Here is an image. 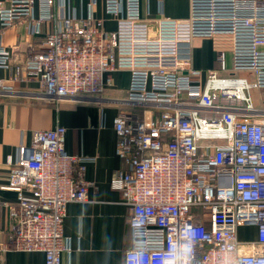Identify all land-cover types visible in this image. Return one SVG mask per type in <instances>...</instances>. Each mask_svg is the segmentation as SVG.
I'll return each mask as SVG.
<instances>
[{
	"label": "built area",
	"instance_id": "1",
	"mask_svg": "<svg viewBox=\"0 0 264 264\" xmlns=\"http://www.w3.org/2000/svg\"><path fill=\"white\" fill-rule=\"evenodd\" d=\"M96 3L82 16L58 11L69 0H0V29L24 24L44 35L24 68L56 102L98 98L112 85V72L129 71L121 100L135 109L114 117L124 165L110 182L130 209L125 264H264V109L249 95L264 88V0H190L188 17H161L154 33L141 0H104L116 17L112 31L94 15ZM196 36L220 43L218 69L192 64ZM0 68H14L2 30ZM20 75L17 65L13 79ZM0 87L12 89L3 78ZM65 132L61 125L36 131L8 158L26 184L17 187L21 196L0 253L40 250L45 264H61L70 248L66 206L86 201L92 182L88 159L65 150ZM251 224L257 239L245 252L238 228Z\"/></svg>",
	"mask_w": 264,
	"mask_h": 264
},
{
	"label": "crops",
	"instance_id": "2",
	"mask_svg": "<svg viewBox=\"0 0 264 264\" xmlns=\"http://www.w3.org/2000/svg\"><path fill=\"white\" fill-rule=\"evenodd\" d=\"M90 2L69 0V7L58 11L85 16ZM35 6L37 16V2ZM93 10L94 15L103 20L105 29L116 28V17L106 13L104 0H97ZM141 13L149 19L154 33L161 17H188L190 0H141ZM49 22L43 25L44 31L51 28ZM0 30L14 66L13 69L0 68V78L12 88L2 90L0 87V237L7 238L11 230L13 207L21 196L17 187L26 184L24 176L12 173L8 158L16 157L21 144L29 145L36 131L61 125L66 128L65 150L88 159L85 177L92 182L86 201L67 203L63 232L70 248L62 253L61 264H125V253L132 243L130 209L121 191L113 189L110 182L113 173L124 165L117 154L114 117L119 111L135 109L121 100L126 97L129 71L112 72V85L98 98L56 102L43 94L36 77L24 68L30 51L42 47L44 35L30 34L24 24ZM218 45L220 43L214 39L196 36L190 43L192 64L203 70L218 69ZM227 55L230 60V50ZM17 65H21L20 77L23 78L15 80L13 73ZM246 73L240 75H248L253 81L254 75ZM252 89L249 95L254 106L264 109V88H255L259 90L257 100ZM238 237L242 249L251 252L250 242L257 239V226H239ZM0 264H45V255L40 250L7 249L0 253Z\"/></svg>",
	"mask_w": 264,
	"mask_h": 264
},
{
	"label": "rangeland",
	"instance_id": "3",
	"mask_svg": "<svg viewBox=\"0 0 264 264\" xmlns=\"http://www.w3.org/2000/svg\"><path fill=\"white\" fill-rule=\"evenodd\" d=\"M230 61V60H229ZM230 62H229V66H230ZM242 73V72H241ZM244 73H246V72H244ZM246 74H248V73H246ZM249 75V74H248ZM253 94H254V97H255V99L257 100V96H258V92H259V90L258 89H252V91H251Z\"/></svg>",
	"mask_w": 264,
	"mask_h": 264
}]
</instances>
